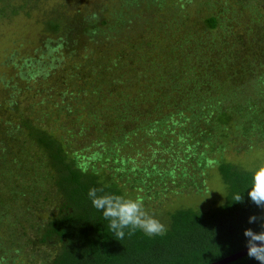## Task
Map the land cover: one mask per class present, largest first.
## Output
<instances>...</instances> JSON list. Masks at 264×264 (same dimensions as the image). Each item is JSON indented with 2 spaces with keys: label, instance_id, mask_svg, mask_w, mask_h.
I'll return each mask as SVG.
<instances>
[{
  "label": "trees",
  "instance_id": "obj_1",
  "mask_svg": "<svg viewBox=\"0 0 264 264\" xmlns=\"http://www.w3.org/2000/svg\"><path fill=\"white\" fill-rule=\"evenodd\" d=\"M135 1L122 0L123 4L110 10L108 16L104 15L108 10L96 1L78 13H48L43 31L56 37H47L43 45L46 51H40L37 59H23L17 70L19 80L34 79L40 84L51 81L53 87L62 90L65 98L61 99V108L67 115L80 102L72 95L88 89V98L92 99L86 102L84 112L98 126L97 141L89 145L83 141L75 147L71 144L81 133L84 137L89 134L81 123L67 130L66 136L48 130L29 113L23 112L25 115L14 123L11 114L20 112L21 99L14 95L0 100V264H209L245 248V229L257 233L262 230V221L248 222L250 216H264V209L248 196L253 172L220 154L213 155L218 152L214 141L220 136L226 139L234 131L241 136L264 131L262 12L252 7L255 17L249 18L244 42L235 44L220 38L214 44L218 60L208 56L209 63L196 61L188 67L191 57L187 53L178 56L169 48L159 51L154 57L159 58L152 63L142 61L160 81L152 88L143 82L148 89L130 100L117 84L132 81L134 86L140 81L131 71L123 74L121 56L125 53L118 46L129 38L123 27ZM31 3L35 0H0V18L29 12ZM220 22L218 15L204 19L209 28ZM88 39L104 48L117 44L112 47L111 57L118 59L113 66L101 61V50L88 49ZM181 44L180 49L185 46ZM196 51L200 53L197 58L203 56L205 61L201 49ZM65 58L71 62L65 66L69 71L67 81L59 69L65 65ZM129 58L131 64L138 60L134 55ZM195 65L208 70L193 74ZM251 70L257 73L253 75ZM161 84L163 87H159ZM2 86L8 87V93L14 91L7 81ZM111 92L115 97L109 98ZM143 95L152 96L146 99L151 103L145 107V115L135 104V99L144 101ZM171 103L177 112L167 111ZM139 131L149 136L157 132L153 136L163 150L157 151L159 162L145 160L141 166L134 165L137 161L130 154L137 150L129 152L125 147L132 143L131 135ZM160 153L167 156L160 159ZM209 167L216 169L221 180L220 199L205 209L178 206L167 210L169 223L165 224L169 230L163 237H148L139 230L129 237L126 229L124 239L118 240L108 227L109 221L92 206L87 195L90 188H103L98 195L144 199L152 192L146 179L161 184L182 180L200 191ZM122 179L129 183L120 184ZM144 181L149 188L143 192ZM123 185L130 189L129 196ZM236 194L243 195L242 203L234 201ZM226 264L259 262L244 255Z\"/></svg>",
  "mask_w": 264,
  "mask_h": 264
},
{
  "label": "rangeland",
  "instance_id": "obj_2",
  "mask_svg": "<svg viewBox=\"0 0 264 264\" xmlns=\"http://www.w3.org/2000/svg\"><path fill=\"white\" fill-rule=\"evenodd\" d=\"M95 1L99 6L104 7L106 11L108 10V12H104V15L107 16L110 10L112 11L118 8L121 3L123 4L122 0H35V3H31L29 12L24 10L15 15L0 18V100L14 95L18 96L17 99H21L19 104L20 112H11V116L15 120L14 123H17L20 117L25 115L23 112L29 113L31 118L39 119L40 123L44 124L48 130L63 136L67 135V130L78 128L77 125L81 123L83 129L87 130L88 128L89 134L85 137L82 133V136L78 135L74 143H71L73 146L77 144L79 146L83 141L89 145L93 141H97L99 137V131L96 129L98 126H94L93 122L89 121L87 113L84 112L88 108V106L86 107V102L92 99L88 98L90 97L89 90L86 89L87 91L83 90L79 94L75 93L72 95V98L80 99V102L76 103L75 109L72 110L70 115H67L61 108L64 103L61 99L65 98L62 90L53 87L51 81H48L47 84H40L36 83L34 79L29 81L19 80L17 70L23 59H37L40 51H46L43 45L47 37L51 39L56 37L51 32L43 31L42 23L43 20L47 19L48 13L55 10H60L67 14L78 13L92 6V3L94 5ZM132 4L130 9L132 17H129L126 26L123 27L125 29L124 35L129 38L124 40V45L118 46V48L125 53L121 56V58H124L122 61L124 65V68H122L123 74L126 71V75L129 74L128 71H131V74H138L137 80L140 83L134 86H132V81L129 84H117L118 88L120 87L124 90V97L130 100H133L131 98L140 97V91H145L148 86L152 88L157 85L154 83L160 81L159 76H153V71L151 69L147 71L146 64L142 63V61L147 63H150V61L152 63V60L156 61L159 57H154L159 56V51L160 53L165 52V50L170 48V51L176 52L178 56H183L184 53H187L192 58V60L191 58L188 59L190 61L188 67H192V64L196 61L203 65L204 63H209V60L206 59L208 56H214L212 60H218L219 56L216 51L213 52V49H215L214 44L220 38H227L228 41L231 40L235 44H241L244 42L243 39L248 38L246 33L247 23L250 21L249 18L253 19L255 17L254 12L251 14L253 6L262 12L259 21L263 20L261 24L264 25V2L262 3V0H155L149 3L145 0H136ZM209 15H218L219 19H221L220 25L215 28L206 26L204 19ZM188 39H190L189 44ZM182 41H184L183 44H181ZM85 43H87L88 49L92 51H96L97 48L98 51L101 50L102 62H109L113 66V63L118 60L111 57L114 55L112 47L117 46V44L104 48V45L100 46V42L99 45H96L94 41L89 39ZM116 43L118 42L116 41ZM180 44L181 46H188L187 48L183 46L180 49ZM235 44H232L233 47ZM200 49L204 53L205 61L201 58L203 56L197 58L200 53L196 50L200 51ZM78 51L82 52V54L84 53L82 50ZM212 53L215 54L212 55ZM133 55L138 60L131 64L129 57ZM103 56L106 59H103ZM64 61L65 65L61 64L62 67L60 66L59 69L61 68L64 73V81H67L69 71L65 69V66L67 64L69 66L71 62L69 58H65ZM202 65L200 67L195 65L193 74L203 71L202 69L205 68ZM188 67L184 70L187 71ZM207 70L205 69V72ZM256 73V71H253L252 74L255 75ZM35 78L38 79L37 77ZM6 81L11 84V88L14 91L8 93V87L2 86ZM143 82L147 83L148 86H144ZM159 87H163V84L159 85ZM71 89L73 87L68 88V90ZM114 94L115 92L110 94L109 98L115 97ZM143 96L145 98L144 101L135 99V104H137L138 110L141 107L142 112L139 111L145 115L147 114L146 111H148L145 107L151 103L146 101V99L152 98V96ZM255 100L259 101L258 99ZM176 110L178 108H176L174 103L167 107L168 112H177ZM154 117L155 115L152 114L151 118L153 119ZM156 133L153 131L149 136V133L145 135L142 131H139L131 135L132 143L127 144L125 148L129 149V152L134 149L135 151L137 150V153L130 154L137 161L134 165L141 166L145 160L149 163L159 162V158L156 155L157 151L160 150V146L157 143V139H154L156 136H153ZM150 137H152V140H149ZM214 147L217 148L218 152L214 151L213 155L218 156L220 154L223 159L252 172L264 165V131L245 136H241L234 131L226 139L220 136L214 141ZM165 156H167V153H160V159H164ZM209 168L206 175L203 176V186L200 191H196L182 180L180 182L167 180V182L161 184L152 183L149 179H146L152 192L149 191L150 194L142 199L145 209L150 214H154L156 218L162 220V222L168 224L169 220L165 216L167 214L165 212L173 207L207 208L214 200L220 199L222 194L220 189L221 180L218 173L214 167ZM103 171L106 173L111 172L110 170L107 171L106 168H103ZM140 176L138 175L136 178ZM151 178L155 177L152 175ZM196 180H200V178L196 177ZM121 183L129 182H124L122 179L120 180ZM141 183L143 184L144 192L149 187L145 186L147 185L145 181ZM122 190L126 196H129L127 194L130 191L128 187L123 185ZM132 193H134V190H132Z\"/></svg>",
  "mask_w": 264,
  "mask_h": 264
},
{
  "label": "clouds",
  "instance_id": "obj_3",
  "mask_svg": "<svg viewBox=\"0 0 264 264\" xmlns=\"http://www.w3.org/2000/svg\"><path fill=\"white\" fill-rule=\"evenodd\" d=\"M248 192L250 200L259 208L264 209V165L260 166L253 172V184ZM103 188H90L87 195L92 202V206L102 212L105 220L109 221L108 227L118 240H123L125 230L129 237L135 235L139 230L148 237H163L167 235L168 226L162 220L150 214L146 209L142 199L126 198L120 195L102 193ZM244 200L242 194H236L235 202L242 203ZM260 223L262 229L259 233L254 232L251 228L245 229L244 236L247 238L246 248L247 255L264 264V216H250L249 223Z\"/></svg>",
  "mask_w": 264,
  "mask_h": 264
},
{
  "label": "water",
  "instance_id": "obj_4",
  "mask_svg": "<svg viewBox=\"0 0 264 264\" xmlns=\"http://www.w3.org/2000/svg\"><path fill=\"white\" fill-rule=\"evenodd\" d=\"M247 251L248 250L245 247V248H243V249H241V250H239V251H237V252H235V253H233L231 255H228V256H226V257H224L222 259H219L217 261L211 262L209 264H226V263H229V262L235 260L236 258H239L241 256L247 255Z\"/></svg>",
  "mask_w": 264,
  "mask_h": 264
}]
</instances>
